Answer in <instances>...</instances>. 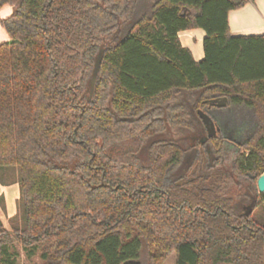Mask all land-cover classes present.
Instances as JSON below:
<instances>
[{
	"label": "trees",
	"instance_id": "16d2710c",
	"mask_svg": "<svg viewBox=\"0 0 264 264\" xmlns=\"http://www.w3.org/2000/svg\"><path fill=\"white\" fill-rule=\"evenodd\" d=\"M254 1L0 0V264H264V35L229 25Z\"/></svg>",
	"mask_w": 264,
	"mask_h": 264
},
{
	"label": "crops",
	"instance_id": "0c3cea01",
	"mask_svg": "<svg viewBox=\"0 0 264 264\" xmlns=\"http://www.w3.org/2000/svg\"><path fill=\"white\" fill-rule=\"evenodd\" d=\"M12 11V7L5 9L0 17L4 14V17L7 18V15L12 14ZM229 25L231 33L235 36L264 35V0L249 2L244 7L230 12ZM205 36V32L200 29L179 33L182 46L191 51L196 62L202 61L205 57L203 48ZM10 40L8 33L7 35H1L0 44L7 43ZM0 197L4 198L7 217L11 219L17 214V201L20 198L19 185L6 187L0 184Z\"/></svg>",
	"mask_w": 264,
	"mask_h": 264
},
{
	"label": "rangeland",
	"instance_id": "374dc122",
	"mask_svg": "<svg viewBox=\"0 0 264 264\" xmlns=\"http://www.w3.org/2000/svg\"><path fill=\"white\" fill-rule=\"evenodd\" d=\"M8 8H10L9 6L8 7H4L3 9H1L0 10V14L2 13V12H4L5 11V9H8ZM5 15L3 14V15H1V17H0V19H6V17H4ZM8 16L9 15H7V18H8ZM1 35H7V32L5 31V29L1 26V23H0V37H1ZM10 42V41H9ZM224 125H225V127H228L229 128V126L231 127H237V125H236V123H235V121L232 119V120H229L228 121V123H224ZM198 132H200V134L198 135V133L196 132L195 134H191V135H187L184 139H182L181 141H182V143H183V145H185V146H187L188 148H192L189 152H188V156H187V159H186V164L184 165V167L180 170V171H178V172H176L174 175L175 176H181V175H183L184 174V172H185V170L187 169V164H190L192 161H193V159L195 158V151H200V149L199 148H197V141L199 140V139H201L202 138V140H205L204 138H205V136L203 135V133H201V131L200 130H198ZM218 133V132H217ZM196 146V147H195ZM24 261H25V263L26 264H43L40 260H38V259H34L33 261H26L25 259H24ZM164 264H176V255L175 254H172L165 262H164Z\"/></svg>",
	"mask_w": 264,
	"mask_h": 264
},
{
	"label": "water",
	"instance_id": "95a60500",
	"mask_svg": "<svg viewBox=\"0 0 264 264\" xmlns=\"http://www.w3.org/2000/svg\"><path fill=\"white\" fill-rule=\"evenodd\" d=\"M102 55L103 53L101 52L99 54L97 63H96V67L94 70V75L92 78V83H91V94L94 92L95 86H96V81L98 78V74H99V70H100V66H101V62H102ZM207 104H210L211 106H215L217 108H225L227 106V99H215V100H209L206 101ZM198 115L203 123V125L206 128V132H207V137L208 139H212L217 135L218 132V128L216 127L213 119L206 114L203 111H198ZM257 187L259 190L260 194H264V174L261 175L258 179H257Z\"/></svg>",
	"mask_w": 264,
	"mask_h": 264
}]
</instances>
